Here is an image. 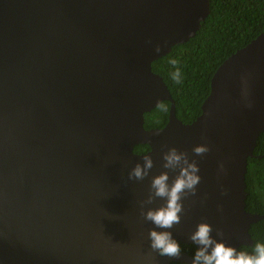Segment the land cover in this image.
I'll return each instance as SVG.
<instances>
[{
  "label": "water",
  "instance_id": "1",
  "mask_svg": "<svg viewBox=\"0 0 264 264\" xmlns=\"http://www.w3.org/2000/svg\"><path fill=\"white\" fill-rule=\"evenodd\" d=\"M210 12V0H0V264H191L153 252L141 215L152 178L178 175L163 167L171 147L201 176L174 238L194 244L207 221L217 239L253 244L264 215L246 210V175L264 132V32L221 63L191 123L152 66ZM165 100L167 124L147 129ZM201 144L210 150L197 156ZM147 154L149 176L130 180Z\"/></svg>",
  "mask_w": 264,
  "mask_h": 264
},
{
  "label": "trees",
  "instance_id": "2",
  "mask_svg": "<svg viewBox=\"0 0 264 264\" xmlns=\"http://www.w3.org/2000/svg\"><path fill=\"white\" fill-rule=\"evenodd\" d=\"M211 12L200 30L188 41L155 60L153 70L167 84L176 102V114L184 123H191L202 112V104L210 93L211 79L221 63L264 32V0H210ZM176 60L173 65L170 61ZM179 69L180 80L172 74ZM171 102L165 100L145 114L147 129L164 127L170 115ZM136 152L150 150L148 144L135 146ZM246 209L264 215V132L248 159L246 175ZM250 233L252 245H241L238 250L253 251L257 242L264 243V218L253 223ZM182 252L194 257L195 244L180 241ZM172 264H183L173 262Z\"/></svg>",
  "mask_w": 264,
  "mask_h": 264
},
{
  "label": "clouds",
  "instance_id": "3",
  "mask_svg": "<svg viewBox=\"0 0 264 264\" xmlns=\"http://www.w3.org/2000/svg\"><path fill=\"white\" fill-rule=\"evenodd\" d=\"M170 63L176 65L177 61L172 60ZM172 78L179 82V69L172 74ZM209 150V146L205 144L193 148V152L197 156L203 155ZM163 160V167L173 171L179 169L178 175L171 183L169 182V171H163L152 178L149 195L146 200L141 202V215L145 221L155 225L148 234L151 250L158 252L161 257L178 258L182 254V248L170 229L180 224L182 220L181 213L185 211L184 198L189 194L194 195L197 191V185L201 180L200 168L195 159H190L187 151H180L176 147L164 151ZM153 166L152 156L144 155V162L137 163L129 172L128 178L144 180L149 176ZM221 169H223V164H221ZM157 198L164 200L165 203L159 207L145 210L144 205L152 204ZM216 231L217 236H224L222 230L217 229ZM212 233L213 225L207 221L200 222L196 230L191 233L190 240L198 246L191 264H264V243L257 242L253 251L248 252L238 250L223 238L217 239Z\"/></svg>",
  "mask_w": 264,
  "mask_h": 264
},
{
  "label": "bare ground",
  "instance_id": "4",
  "mask_svg": "<svg viewBox=\"0 0 264 264\" xmlns=\"http://www.w3.org/2000/svg\"><path fill=\"white\" fill-rule=\"evenodd\" d=\"M180 242V241H179ZM244 246V245H243Z\"/></svg>",
  "mask_w": 264,
  "mask_h": 264
}]
</instances>
